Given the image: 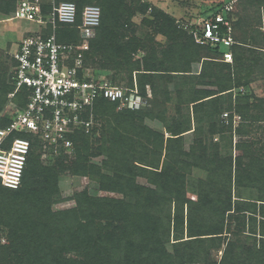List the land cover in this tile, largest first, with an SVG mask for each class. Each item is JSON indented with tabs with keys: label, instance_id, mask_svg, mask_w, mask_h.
I'll list each match as a JSON object with an SVG mask.
<instances>
[{
	"label": "trees",
	"instance_id": "obj_1",
	"mask_svg": "<svg viewBox=\"0 0 264 264\" xmlns=\"http://www.w3.org/2000/svg\"><path fill=\"white\" fill-rule=\"evenodd\" d=\"M18 1L19 0L0 1L3 4V6L0 7V13L6 16L5 19L12 16L9 14L16 9ZM69 1H73L77 4V22L74 25H61L62 31L59 34L57 33L59 42L81 43L83 41V36L78 25L82 22V13L85 6L96 4L102 9L101 23L96 28L94 36L89 39L90 48L84 52V69L80 70V73L84 75L85 69L90 70L91 66L89 63L94 65V67H92L93 70L89 71V73L95 76L105 74L106 70L110 68L123 70L127 67L129 68L131 86H133L132 74L134 71H137L138 74L136 78L140 93L147 97V85H150L152 91V97L147 99V104L137 110L119 108L117 102H112L105 98H99L96 101L94 107L95 123L91 129L86 131L78 128L75 129L74 132L68 134L69 138L74 142V148L71 152L75 154L73 164L76 172L78 171L80 174L89 175L100 174L101 171L107 167L108 169L113 168L114 173L119 174L118 165L122 164L128 158L132 150V145L140 143L132 136H129V131L131 130L140 132L144 137L145 146H143L146 147L145 154L147 153L148 156L153 154V157L158 159V154L164 147L165 136L161 131L153 130L143 122H145V118L149 116L165 121L164 114L155 113V111L149 107V103L150 105H156L160 98L161 101L159 105H165L161 110L166 111V103L171 99V84L174 83L172 81L176 82L173 88L180 100L179 103H187L188 110H190L189 104L194 103V117L197 118L199 124H203L207 120L211 134L219 132L222 126H226L230 128V130L231 128L233 129V115H230V122L227 123L221 117L222 113L227 110L232 112L233 98L231 94L225 98V100L222 97H217L213 100L202 101L206 96L213 95L214 91H207L197 87V85L204 86L206 84H212L219 87L220 92L233 88L236 89L240 86V83L239 81L237 83V80L234 79L235 74L232 64H230V62H226V64L225 62L222 63L218 61L217 58L231 50L234 52L236 63L239 64V58L245 55V53L252 52L253 55H256L252 50L253 48L245 46L248 45L247 42L239 41V43H235L230 47L222 39L228 36L229 26L225 21L227 19H232L231 13L229 14V9L226 6L229 0H224L220 3L215 2L212 6L215 13L212 19L213 23L216 25L214 31L217 32L221 39L218 41L208 40L209 42L206 46L196 42L194 36H186L188 34L186 30L177 25L173 18L166 17L163 22L164 26L160 29L168 36L170 42L168 44L171 46L165 48L166 50L163 52L162 60H159L156 55L150 52L148 55L144 56L142 60H133L132 53L136 52L143 42L136 36L126 39L128 35L127 32L124 31V27L129 26L128 23L133 16L132 12L124 16V18L127 17L124 19V22H118L121 15L119 12L125 8L124 0ZM260 2H264V0H260ZM49 7L50 0H43L44 12H47ZM149 7L150 5L148 3L143 5L144 10H147ZM127 11L130 10L127 9ZM154 13V20H157V18L159 20L161 13H158L157 10ZM217 15H222L223 20H217ZM146 19L147 22H152V20ZM196 28L197 27L194 26L193 30H196ZM47 31L51 30L48 29ZM204 49L208 52V56L204 57L201 72L199 74H194L198 75L199 80H196L197 82L193 85L191 90L193 93L190 90L185 92L186 87L182 85V81L185 82L184 80L187 76L183 75H187L186 73L190 71L196 73L192 70V64L194 61H199V51ZM9 61L4 78H2V82L0 81L1 126H6L11 121V115L7 110L9 107V105L7 106L8 102L13 100L15 106L22 108L27 103V94L29 93L27 87L24 86L17 92L16 96L8 98V95L13 92L16 87L13 71V55ZM224 70L228 71V74H226L227 76L223 74ZM173 72H177L178 74H173ZM176 78L182 81L176 80ZM110 79L113 82L117 81L115 77H110ZM237 79H239L238 76ZM243 85L246 91L244 93L237 91L235 97L236 100L239 101L245 98L248 102L246 104L237 103L235 106L236 111L234 112L240 113L245 120L248 119L251 120V122L261 120L262 116H260V111H264V100H259V102L255 103L256 101L252 100L254 95L250 90L249 82H244ZM161 86L164 87L162 91ZM181 106L183 105L180 104L178 107L179 110L182 109L180 108ZM252 106L256 107L259 113L257 115L248 116L247 112ZM181 111H179L178 116L173 118L172 124L168 126V130L171 131L172 136L167 140V148L170 149L172 144H176L177 151L175 152V150H173L172 152L175 153L177 158H175L174 155L172 156L171 153L166 154L167 156L164 159L162 170H157L159 164L153 160L148 161V163L152 164L151 166L154 168H140L142 175L148 178L150 185L146 188H140L142 190L141 195H136V199L139 203L143 201L145 203L144 207L149 206L148 209H151L156 203H160L161 200L159 198H162V196H165V200L167 199V193H163V195L160 196L159 191H162V189L163 191L166 190L165 192L176 195L175 199L178 202V206L186 202L184 189L182 186H180V189L177 188V184L181 185V183H184L185 176L182 175L177 178L176 171L189 161L188 154L184 152L181 147L182 138L180 135L183 134L182 132L189 129L187 126L191 124L192 118L189 112L188 114L190 115L188 116L183 113L180 115ZM135 118H139L141 122L134 121L133 119ZM102 119L104 123L102 127L99 128L98 125L100 123L97 125L96 122H100ZM129 122L131 123V127ZM244 124L245 123H242L238 126L236 131L239 134H242L240 127L244 126ZM196 128V133H200L202 129L204 130L202 126H197ZM18 135L28 137L31 140L32 146L24 171L22 185L17 189H11L3 186L0 181V234L7 237L9 240L8 245H2L0 242V251L6 253V257L0 260V264H13L14 259L18 258L17 256L22 257V264H31L27 263L28 261L25 262L26 257H32L34 260L33 264H67L68 260L64 258V254L67 252L65 249L70 245H76L77 242L71 241L70 244L71 239L65 241L61 238L54 243L51 241L46 242L49 238L45 233V225L41 224L35 216V211L40 207L39 201L37 200L41 197V192H43L46 187L52 186L58 178L54 175L52 167L43 166L39 160V150L44 146L41 136L33 133L15 132L12 137ZM49 149L58 156L57 158L59 161H61V157H68L65 155L66 152L61 149H54L53 147ZM95 156L104 157L102 159V166L98 167L91 163L92 158ZM232 158L233 157L230 156L228 160L219 161V164H217L224 172L229 173L226 175L228 176L227 179L217 181L212 188H210L207 183L205 187H203L204 185L202 182L199 188L196 187L198 192L197 202H193L194 200L192 198L187 199V201L191 203L190 207L198 205V208H196L198 209V213L205 209V218L203 216L200 217L204 228L199 233L204 234L206 230V234L215 235L208 239L200 238L191 242H195V244H193L194 252L192 253V258H200L192 259L191 262L197 261L199 264H217L216 262L209 263L200 250L204 249V245L207 246L208 242H210L209 246L215 244L222 246V235L224 233L226 220H230V222L228 221L227 229L230 230L233 236L237 238V236L243 234L242 232L245 231L243 228L246 227V224H249V234L246 235L251 237L260 235L262 245L257 248L256 243H254L253 247L248 248L247 256L251 255L249 259L241 260V253H239V255L236 254L237 249L241 246L236 245L237 242L232 240L218 264H264V156H254L252 160L254 162L251 161L249 165H243L241 161H239L238 170H235V177L233 176ZM238 159H240V157H238ZM128 165H131V162H128ZM131 170L133 171L134 169ZM130 174L135 176L133 173ZM243 175H247L245 182L244 177H242ZM232 183H235L237 188L245 185L247 195L244 196L243 192L238 190L237 194L233 196ZM57 184L58 181L56 185ZM153 185L156 188L150 187ZM100 188L102 187L100 186ZM133 189L134 188L131 189V192ZM153 198H156L155 202ZM146 209L147 208H145V210ZM142 213L146 214L144 211H142ZM206 213L208 216H206ZM248 213L249 223H247L246 220V214ZM258 213L261 215L260 220L257 218ZM144 214L140 217L145 221V225H148V218L150 221L151 219H156V217H149V213L146 217ZM134 215L137 216L140 214L133 213V216ZM129 216L128 220L132 218L130 214ZM211 220H213V223ZM233 226L234 230H232ZM145 227L151 230L154 226L150 225L149 227ZM190 231L191 233H197L194 226L190 227ZM128 234H130L127 241L129 255L123 256L120 253V245H118L119 247H111L110 249L112 250H109L106 257L108 261L105 264H166L163 255L158 254L159 249H155L157 251L154 250L153 255L146 254L145 251L140 252V249L145 250L144 242L141 241L142 245L137 249L133 246L134 243L131 240L133 232L131 234L130 230H128ZM152 235H156V231H153ZM151 242H154V240H151ZM78 244L85 245V241L79 240ZM78 244L77 246H79ZM23 250L25 251L24 254L21 253ZM86 252L88 253V248H86ZM98 255L99 253L96 252L95 256L97 258L99 257ZM235 255L236 258L234 260ZM77 264L98 263L86 260Z\"/></svg>",
	"mask_w": 264,
	"mask_h": 264
},
{
	"label": "rangeland",
	"instance_id": "obj_2",
	"mask_svg": "<svg viewBox=\"0 0 264 264\" xmlns=\"http://www.w3.org/2000/svg\"><path fill=\"white\" fill-rule=\"evenodd\" d=\"M222 1L224 0H124L125 8L119 12L121 15L118 22H124V19L127 18H124V16L132 12L133 16L128 23L129 26L124 27V31L128 35L126 39L136 36L143 42L138 50L132 53L133 60H142L149 52L156 55L159 60L163 59L165 48L171 46L168 44L170 43L168 36L160 29L164 26L163 22L166 17L173 18L177 25L186 30L188 32L186 36L192 35L196 42L206 46L209 42L208 40L211 39L205 33L206 25L207 22L213 20L212 17L215 14L212 6L215 2L220 3ZM145 3L150 5L147 10L143 9ZM1 6H3L2 2H0ZM226 6L232 17L231 20H226L229 26L228 36H226L228 41L226 43L231 47L235 43H239V41L247 42L248 45L245 46L253 48L252 50L256 55H253L252 52L245 53L246 56L243 55L239 58V64L236 63L234 52L231 50L217 58L222 63L225 62L226 64V62H230L232 64L235 74L234 79L237 80V83L238 81L240 83V86L236 89L233 88L220 92L219 87L212 84H206L204 86L197 85V87L207 91H214L213 95L206 96L202 101L213 100L217 97H222L225 100L231 94L233 98L232 112L227 110L222 113L221 117L227 123L230 122V115H233V129L231 128L230 130V128L222 126L219 132L211 134L207 120L205 123L199 124L197 118L194 117V103L189 104L190 110H188L187 103H179L180 100L173 88L176 82L172 81L174 83L171 84V99L166 103V111L161 110L165 105H159L160 98L156 105H150L149 103V107L155 113L164 114L165 121L149 116L143 122L153 130L161 131L165 136L164 147L158 154V159L154 158L153 154L149 156L147 153L145 154V139L140 132L134 130L129 131V136H132L140 143L132 145V150L128 158L122 164L118 165L119 174L114 173L113 168L108 169L107 167L100 174H80L74 170L73 163L75 154H72V152H67L65 155L68 157H61V161H59L58 156L46 145L42 146L39 150L41 164L52 167L54 175L58 178V184L56 185L57 181L55 180L52 186L46 187L41 192V197L37 200L39 201L40 207L35 211V216L41 224L45 225V233L49 238L46 242L51 241L54 243L59 238L65 241L71 239L70 244L71 241H76L77 244L79 240L85 241V245L78 244L79 246H77L76 244L71 246L69 244L70 246L65 249L67 252H65L64 258L68 260L67 264H77L86 260H91L98 264H105L108 261V258H106L107 254L109 250H112L110 248L119 247L118 245H120V253L123 256H128L127 241L129 239L128 237H130L128 230H130L131 234L133 232L131 240L135 248L139 249L142 245L141 241L144 242L145 250L140 249V252L145 251L146 254L153 255V251L159 249L158 254L163 255L166 264H199L197 261L191 262L192 259H200L192 258V253L194 252L193 244L195 242H191L200 238L208 239L215 235L206 234V230L204 234L199 233L204 228L200 217L203 216L205 218V209L200 212L201 214L198 213V209H196L198 205L190 207L191 203L187 199L192 198L194 200L193 202H197L198 192L196 187L199 188L202 182L203 187L207 183L212 188L217 181L228 178L226 175L229 173L224 172L221 167H218L217 164H219V161H226L232 156V169L233 176L235 177V170H238L239 161L243 165H249L254 156H264V111H260V116H262L261 120L255 122H251L248 119L245 120L240 113L234 112L236 111L235 106L237 103L246 104L248 102L245 98L239 101L235 97L237 91L242 93L246 91L243 85L244 82H249L250 90L254 95L252 100H255V103L259 102V100H264V2H260V0H229ZM127 9L130 11H127ZM156 10L158 13H161L159 17L160 21L158 18L154 20V12ZM14 12L15 10L11 11L9 15H13ZM217 16L216 18H218ZM5 17L4 14L0 13L1 82L2 78H4L7 65H9V59L14 54L23 37L28 32L35 31L38 28L44 30L42 26L35 24V22L16 19L3 20ZM146 18L152 20V22H147ZM194 26L197 27L196 30H193ZM61 31L60 25L57 28V33L59 34ZM199 53V61H194L192 64V70L196 73L190 71L186 73L187 75H183L187 76L184 80L185 82L176 78V80L182 81V85H185V92L191 91L193 85L197 82L196 80H199L198 75L194 74L201 72L204 57L208 56V52L205 49L199 51ZM227 53L229 55H226ZM89 64L91 67L88 71H92L94 65L92 63ZM137 74V71H134L132 74L133 86L130 85L129 68L127 67L123 70L110 68L106 70L104 75H107L109 78L115 77L118 81H115L116 83L114 82L116 85L132 90L136 89V85L139 89L136 78ZM173 74L178 73L173 72ZM223 74L227 76L228 71L224 70ZM237 76L239 79H237ZM149 88L152 97L151 87L147 85V92ZM163 88L161 86V91ZM191 92L193 93V91ZM9 97L10 94L8 95ZM180 104L183 105L180 107L182 111L178 109ZM8 105V112L14 110V101H9ZM179 111H181L180 115L182 113L187 116L191 114L190 116L192 118L191 124L187 126L189 129L180 135L182 138L181 147L188 154L189 161L176 171L177 178L182 175L185 176L184 183H181V185L177 184V188L180 189V186H182L184 189L186 202L178 206V202L175 199L176 195L165 192L166 190L163 191L162 189L163 192L161 190L159 191L160 196L163 193H167V199L165 200V196H162V198H159L161 200L160 203H154L155 205L151 209H148L149 206L144 207L145 203L143 201L139 203L136 199V195H141L142 190L140 188H146L150 185L148 178L142 175L140 168H154L151 166L152 164L148 163V161L153 160L159 164L157 170H162L164 159L167 156L166 154L171 153L172 156L174 155L177 158L175 153L172 152L173 150L175 152L177 151V145L172 144L170 149H168L167 140L172 136L171 131L168 130V126L172 124L173 118L178 116ZM258 113L259 111L254 106L247 112L248 116L257 115ZM133 120L141 122L139 118ZM96 123L97 125L100 123L98 126L101 128L104 120L102 119ZM242 123L245 124L240 127L242 134H239L236 130ZM129 124L131 127L130 122ZM197 126L204 127V130L202 129L200 133H196ZM103 158V156H95L92 158L91 163L98 167L102 166ZM128 162H131V165H128ZM131 169L134 170L132 171ZM130 173L135 174V176ZM242 177H244L245 182L247 175H243ZM150 187L156 188L154 185ZM132 188L134 189L131 192ZM232 190L233 196L237 194L238 190L242 191L244 196L247 195L245 185L237 188V185L232 183ZM153 200L155 202L156 198H153ZM145 208L147 209L145 210ZM142 211L146 212V214L142 213ZM133 213L140 215L133 216ZM129 214L132 217L130 220H128L130 217ZM143 214L145 217L147 214L149 217H156V219H151V221L149 218L147 220L149 226H154L153 228L150 227L151 230L145 227L149 226L145 225V221L142 220L141 215ZM206 216H208L207 213ZM246 217L247 223H249V213L246 214ZM257 218L258 220L261 219L259 213ZM211 221L213 223V220ZM228 221L230 222V220H226L222 235L223 245L219 246L215 244L209 246L210 242H208V248L204 245L205 248L200 250L209 263L216 262L218 264L232 240L237 242L236 245L241 246L236 251L237 255L241 253V260L249 259L251 255L247 256L248 248L253 247L254 243H256L257 248L262 245L260 235H257V237L246 235L249 234V224H246V227L243 228L245 230L242 232L243 234H240L236 238L227 229ZM190 224L194 226L197 233H191ZM232 230H234V226ZM153 231H156L157 236L152 235ZM151 240H154V242H151ZM0 242L2 245L9 244L8 238L1 234ZM86 248H88L89 254L86 252ZM24 252L23 250L21 253L24 254ZM96 252L99 253L98 258L95 256ZM5 257L6 253L0 251V260ZM17 257L14 259L13 264H22V257ZM235 258L236 255L234 260ZM26 261L31 264L34 263L32 257H26Z\"/></svg>",
	"mask_w": 264,
	"mask_h": 264
},
{
	"label": "built area",
	"instance_id": "obj_3",
	"mask_svg": "<svg viewBox=\"0 0 264 264\" xmlns=\"http://www.w3.org/2000/svg\"><path fill=\"white\" fill-rule=\"evenodd\" d=\"M77 16V4L73 1L50 0V7L44 12L43 0H19L13 15L5 19L31 21L44 28L28 32L13 54L16 87L10 98L24 86L29 93L24 107L15 106L9 112L10 123L0 125V181L7 188L22 185L32 146L26 136L12 137L15 132L38 134L48 148L69 153L74 142L68 134L78 128L91 129L99 98L117 102L119 108L137 110L151 97L150 88L145 97L137 85L136 89L128 90L107 75L95 76L86 69L84 75L80 73L84 69V52L90 48L89 39L101 23L102 9L96 4L85 6L78 25L83 36L81 43L59 42L57 28L76 24ZM217 17L223 20L222 15ZM215 27L213 20L207 22L205 33L210 40L218 41L221 37ZM222 39L228 41L226 37Z\"/></svg>",
	"mask_w": 264,
	"mask_h": 264
}]
</instances>
